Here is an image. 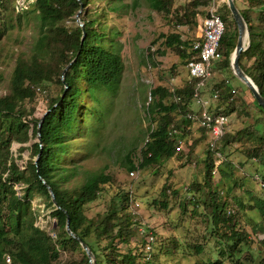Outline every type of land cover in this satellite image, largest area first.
<instances>
[{
	"label": "trees",
	"instance_id": "1",
	"mask_svg": "<svg viewBox=\"0 0 264 264\" xmlns=\"http://www.w3.org/2000/svg\"><path fill=\"white\" fill-rule=\"evenodd\" d=\"M13 1L0 0V7L6 8L4 17L9 20L10 27L13 20L20 19L21 15L28 12L27 8L17 10L12 6ZM137 1L33 0L37 35L26 54L20 52L15 56L9 87L0 94V264H86L88 258L84 250L64 228L66 212L70 228L92 250L94 264L104 261L109 264H146L152 259L155 242L150 251L151 257L146 259L145 241L138 232L139 216L129 208L131 197L127 189H119L112 194L104 213L94 212L89 217L86 211L90 203L98 198L103 185L110 182L112 177L104 167H84L79 172L83 164L63 161L73 145L85 141L88 145L89 135H94L102 126L101 89L112 90L124 70L120 30L108 20L118 14L120 9L135 7ZM210 1L190 0V3L206 7ZM234 1L249 31V44L240 53L239 62L264 97V0H242L246 2L243 6L237 0ZM146 2L154 10L168 11L173 0ZM79 9V19L85 30L83 37L82 27L74 16ZM254 10L255 14L252 13ZM219 13L224 21V31L219 45L222 57L215 62V67H228L231 70L230 55L235 45L237 27L225 1L221 3ZM188 16L195 18L194 10L189 13L183 10L177 19L188 22ZM5 25L8 24L4 23L3 29L7 27ZM194 39H182L179 32H174L165 35L164 44L171 47L186 65L197 54L192 49ZM147 57L152 58V53L147 52ZM69 62L64 73L67 87H64L61 74ZM231 73L235 76L232 70ZM51 81H55L59 88L51 98L48 105L50 110L40 124L41 142L35 140L29 147L26 146L34 157L38 154L37 164L30 160L21 168L17 162L21 153L14 155L10 143L13 140L25 142L36 137L39 118L29 122L24 121L23 116L33 111L38 96L49 88ZM194 82L195 78L187 72V79L173 89L161 84L152 88L156 98L147 106L151 114L147 140L141 146L138 163L127 157V170L167 159L176 152L177 139H185L189 133V121L184 117L179 122L176 114L179 107L183 111L189 109L187 105L192 100ZM227 87L232 88L230 81L225 78L212 86L211 90L218 94L213 107L215 111L222 108L221 111L228 113L235 109L236 103L230 98V93L226 94ZM175 95L180 99L173 100ZM26 100L32 102L31 106L26 105ZM256 106L264 112L259 104ZM174 128L176 131L173 132ZM236 152L244 155L247 161L256 162L264 168V129L261 131L253 125L232 132L225 130L216 147L207 148L203 160V182L195 181L185 187L186 197L182 209H186L188 201L207 209L204 215L210 221V235L219 245L217 258L200 264H239L244 249L250 251L251 256L255 253L259 257L252 264H264V244L259 246V243H264V236L258 238L240 227L234 209H230L227 201V194L233 187L231 184L224 186L221 182V179L231 174L234 167L231 157ZM220 158L222 160L216 163ZM216 168L220 180L213 178ZM39 176L52 187L57 202L66 212L55 207ZM168 187L169 183L165 182L161 186L164 196H167ZM175 190L171 188L170 191ZM36 198L43 202L42 210L49 217V224L41 228L35 225L37 211L31 204ZM161 206H167L166 199L161 202ZM257 206L264 212L263 200L257 201ZM86 220L91 226L83 225ZM257 228L263 233L264 222L257 223ZM153 233L157 239L154 230ZM76 247L81 250L80 256L72 254L60 260L61 252L75 250ZM194 247L197 252L202 249L201 244H195Z\"/></svg>",
	"mask_w": 264,
	"mask_h": 264
},
{
	"label": "rangeland",
	"instance_id": "2",
	"mask_svg": "<svg viewBox=\"0 0 264 264\" xmlns=\"http://www.w3.org/2000/svg\"><path fill=\"white\" fill-rule=\"evenodd\" d=\"M214 1L220 8L224 0ZM237 1L240 6L246 5V2L242 0ZM32 2L33 0L13 1L12 6H15L17 10L27 8L28 12L21 15L20 19L13 20L11 27L9 20L4 17L6 8L0 7V94L9 87L15 56L20 52L26 54L37 35L36 10L33 9ZM207 7L194 6L190 0H173L168 11H157L152 9L146 0H138L135 7L128 6L120 9L118 14L108 20L120 30L124 70L120 81L112 90L101 89L103 122L100 129L94 135H89L88 145L86 141L73 145L70 153L63 160L70 164H79V162L83 164L79 167V172H82L84 167H104L112 177L110 182L103 185L98 198L90 203L86 211L87 216H92L94 212L104 213L112 194L119 189H127L129 198L131 197L129 204H133L134 200L140 203L135 208L139 216L138 223L140 226L152 228L157 235L152 252L153 257L146 264H200L202 261L214 260L218 256L219 245L210 235V221L204 215L207 209H204L201 204L195 206L192 201H188L186 209H182L186 197L185 187L191 186L195 181L203 182V160L210 140L205 129L189 121L187 127L190 133L184 139L183 147L176 148L172 156L136 168L133 174L125 167L127 157L132 158L135 163L140 161V149L147 140V128L151 125V114L147 111V106L151 105L156 98V96L153 97V101L147 105L146 96L149 88L161 84L173 89L187 79L186 65L171 47L164 44L165 35L179 32L182 39L195 38L199 34V24ZM183 10L186 13L194 10L195 18L188 16V22L179 21L177 16ZM255 11L252 13L255 14ZM4 23L8 24L5 25L7 26L5 29H3ZM163 50L164 53H161ZM147 52L152 53V58L146 56ZM223 78L228 79L231 87L237 90L233 96V102L236 103L235 109L226 113L228 116L226 130L232 132L254 125L262 131L264 112L256 106L258 104L245 84L233 76L228 67L219 69L214 63L211 74L205 82L204 94L206 93L208 97L213 93L212 86ZM58 88L59 85L51 81L49 88L43 90L38 96L33 111L23 116V120L32 122L33 119L39 118L48 108ZM226 89V94L230 93L229 96H231V88ZM172 98L175 101L180 99L177 95ZM211 100L213 102L211 107L215 110L213 107L217 103V97ZM192 102L191 100L187 105L188 108H195L191 106ZM25 103L27 106L32 104L29 100ZM184 112L179 107L176 120L181 122ZM35 140H37L36 137L25 142L13 140L10 143V149L14 155L21 153V157L17 159L21 168L28 161L34 160V154L26 146L29 147ZM23 145L24 148L18 149ZM231 159L234 164L231 174L221 179L224 186L231 184L233 187L227 194L229 207L234 209L240 227L250 235L262 238L264 232H259L257 223L264 222V212L258 208L257 201L261 199L264 202V180L262 181L264 168L256 162L247 161L245 156L238 152L233 154ZM220 161L217 160L216 163ZM213 176L214 180L219 179L217 168ZM233 179H236L235 182L231 181ZM164 182L169 183L166 190L167 196L161 192ZM171 188L176 190L171 192ZM165 199L167 206L163 207L161 202ZM31 202L32 208L37 211L35 222L39 223L47 218L44 214L45 210H42L43 202L37 198ZM89 224L86 220L83 225L91 226ZM195 244H201L202 249L199 252L196 251ZM262 244L264 243H259V246ZM72 254L80 256V248L66 249V252H61L60 260ZM241 257L239 264H252L259 260L255 253L251 256L250 251L246 249L241 253ZM102 264L109 263L104 261Z\"/></svg>",
	"mask_w": 264,
	"mask_h": 264
},
{
	"label": "built area",
	"instance_id": "3",
	"mask_svg": "<svg viewBox=\"0 0 264 264\" xmlns=\"http://www.w3.org/2000/svg\"><path fill=\"white\" fill-rule=\"evenodd\" d=\"M207 6L206 13L199 24V34L192 43V49L196 50L197 54L191 57L186 63L188 75L195 78L192 101L196 104V107L186 110L184 117L206 130L210 136L208 146L213 148L216 147L222 135L225 133L228 116L221 110L215 111L211 109V97L215 98L218 94L214 91L211 97H207L204 94V89L206 79L211 74L214 63L222 57L219 45L224 31V21L219 13V6L215 4L214 0H211ZM236 91L234 87L230 89V98H233ZM153 97L152 88H149L146 96L147 105L153 101ZM172 131L174 132L176 129L174 128ZM183 144L184 139H177L176 148L181 149ZM217 155L220 154L217 153ZM218 160L220 161L221 159ZM129 172L133 174L134 170L132 169ZM139 204L137 200H134L133 204H129L130 210L136 212L135 208ZM46 217L39 223L35 222V225L40 228L45 226L49 221V217ZM138 232L145 241V258L148 259L151 257L150 251H152L153 243L156 239L155 235L153 230L147 229L145 226H140ZM50 233L53 236L55 235L54 232Z\"/></svg>",
	"mask_w": 264,
	"mask_h": 264
},
{
	"label": "water",
	"instance_id": "4",
	"mask_svg": "<svg viewBox=\"0 0 264 264\" xmlns=\"http://www.w3.org/2000/svg\"><path fill=\"white\" fill-rule=\"evenodd\" d=\"M224 1L228 7L233 19H234V21L236 23V27H237V35H236L235 45H234V48H233L231 55H230V68H231L233 74L237 78H239L249 88V90L251 91V93H252L253 97L255 98V100L257 101V103L264 109V97H263V95L259 91V89H258L256 83L253 81V79L243 70V68L241 67L240 62H239L240 53L249 44V31H248L246 21H245L241 11L239 10V8L236 5L234 0H224ZM79 11H80V9L75 14V18H76V21L82 27V37H83L85 35V30L83 27V23L79 19V15H78ZM69 64H70V62L63 68L62 74H61V79L64 83V87H67V82L64 79V73H65ZM49 110L50 109L47 108L39 116L36 138L40 142H41V137H40L39 127H40V124H41L45 114ZM37 158H38V154L35 156V158L33 160V162L36 164H37ZM39 178L41 179L42 183L46 186V188L50 194L51 200H52L53 204L55 205V207L61 208L64 212H66V210L63 207H61L59 205V203L57 202L52 187L47 183V181L43 177L39 176ZM64 228L70 236H72L73 238H75L79 242L81 248L84 250V252L88 258V261L86 264H94L95 263V256H94L92 250L87 245V243L83 240V238L80 235H78L77 233H75L70 228L69 216H68L67 212H66V221H65Z\"/></svg>",
	"mask_w": 264,
	"mask_h": 264
},
{
	"label": "crops",
	"instance_id": "5",
	"mask_svg": "<svg viewBox=\"0 0 264 264\" xmlns=\"http://www.w3.org/2000/svg\"><path fill=\"white\" fill-rule=\"evenodd\" d=\"M206 89H204V92H205ZM206 94V93H205ZM212 96V93L208 95V97H211ZM212 99V98H211ZM212 101V100H211ZM193 104L191 105L192 107H196V104L194 102H192ZM212 105H213V102H211ZM190 133V131H189Z\"/></svg>",
	"mask_w": 264,
	"mask_h": 264
}]
</instances>
